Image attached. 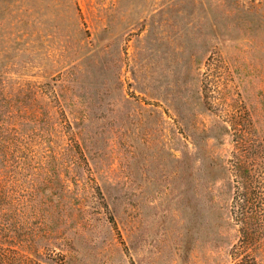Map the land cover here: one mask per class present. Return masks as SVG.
<instances>
[{"label": "rangeland", "instance_id": "1", "mask_svg": "<svg viewBox=\"0 0 264 264\" xmlns=\"http://www.w3.org/2000/svg\"><path fill=\"white\" fill-rule=\"evenodd\" d=\"M0 264H264V0H0Z\"/></svg>", "mask_w": 264, "mask_h": 264}, {"label": "trees", "instance_id": "2", "mask_svg": "<svg viewBox=\"0 0 264 264\" xmlns=\"http://www.w3.org/2000/svg\"><path fill=\"white\" fill-rule=\"evenodd\" d=\"M246 187L243 185V188ZM248 194L247 193H241V199H247Z\"/></svg>", "mask_w": 264, "mask_h": 264}]
</instances>
